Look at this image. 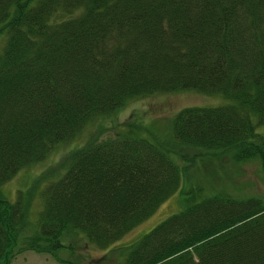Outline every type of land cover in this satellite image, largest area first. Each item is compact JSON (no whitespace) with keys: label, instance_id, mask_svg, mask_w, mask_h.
Instances as JSON below:
<instances>
[{"label":"trees","instance_id":"obj_1","mask_svg":"<svg viewBox=\"0 0 264 264\" xmlns=\"http://www.w3.org/2000/svg\"><path fill=\"white\" fill-rule=\"evenodd\" d=\"M0 42V264L64 250L61 264H90L76 237L107 250L180 190L170 147L130 125L73 156L36 226L23 193L2 198L24 168L133 100L222 95L231 104L176 115L172 146L264 167V0H0ZM197 197L102 264H264V200Z\"/></svg>","mask_w":264,"mask_h":264},{"label":"rangeland","instance_id":"obj_2","mask_svg":"<svg viewBox=\"0 0 264 264\" xmlns=\"http://www.w3.org/2000/svg\"><path fill=\"white\" fill-rule=\"evenodd\" d=\"M229 104L231 103L222 95H206L194 91L157 94L133 100L116 115L99 118L90 123L75 139L54 148L44 161L24 168L14 179L2 186L1 196L15 203L19 194L23 193L27 219L30 224L32 222L36 226L44 208L45 188L65 173L73 156L88 145L135 125L142 137L152 141H165L162 143L170 147L171 154L182 167L180 190L165 201L150 218L129 231L107 250L89 245L84 236L76 237L75 256L84 258L90 264H102L114 249L119 251L124 248L122 250L125 252V247L133 245L167 218L182 211L187 200L192 199L197 192V198L225 193L239 199L264 200L262 161L256 158L243 160L235 150L204 152L178 145L172 146L173 120L181 110L192 107H224ZM259 131L263 132L262 129ZM191 192L192 195L187 197L186 193ZM71 240V237L68 238L66 245ZM70 256L69 250L56 255L22 251L16 255L13 264H61L59 257L69 259ZM109 262L117 264L121 259L115 256Z\"/></svg>","mask_w":264,"mask_h":264}]
</instances>
